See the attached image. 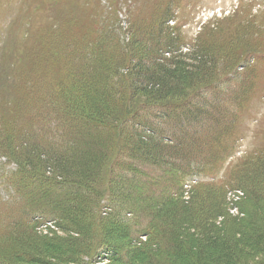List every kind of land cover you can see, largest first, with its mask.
<instances>
[{"label":"trees","instance_id":"1","mask_svg":"<svg viewBox=\"0 0 264 264\" xmlns=\"http://www.w3.org/2000/svg\"><path fill=\"white\" fill-rule=\"evenodd\" d=\"M126 9L122 32L117 15L103 16L105 7L86 23L64 9L40 20L39 28L29 20L25 36L34 44L25 42L10 64L0 61L1 73L10 71L22 91L21 102L0 93V148L17 165L20 179L11 186L25 204L11 216L12 228L0 231V264H85L81 257L108 250L114 264H236L228 243L211 259L187 234L197 226L195 211H204V219L220 216L227 193L239 191L238 210H253L244 225L264 217V141L237 160L224 181H195L224 161L221 153L231 145L207 143L203 155L204 143L164 135L152 121L160 115L178 127L185 116L211 118L200 93L223 75L246 70L249 52L260 47L251 44L257 31L241 23L221 43L217 31L204 27L187 53L176 54L178 37L165 25L169 6L149 21ZM140 98L141 106L133 107L132 99ZM179 109L188 112L172 121ZM198 192L209 195L198 207L189 205L185 196ZM105 197L109 211L103 214L96 206ZM127 213L139 228L132 230ZM41 220L66 235H41Z\"/></svg>","mask_w":264,"mask_h":264},{"label":"rangeland","instance_id":"2","mask_svg":"<svg viewBox=\"0 0 264 264\" xmlns=\"http://www.w3.org/2000/svg\"><path fill=\"white\" fill-rule=\"evenodd\" d=\"M88 1L87 4H83L84 0H0V61L6 66L12 61L11 56L17 53L25 42L27 47L34 44V39L25 36L26 31L29 29V20L34 22L35 28H39L44 25L42 23H46L50 14L56 13L59 9L71 10L77 14L79 23H86L92 13H98L105 7L106 11L103 16L110 14L115 17L117 15L119 21L117 28L120 26L122 32L128 21L127 6L132 10H137L144 21H149L153 16L160 17L162 11L169 6L172 18L165 25L174 27L173 33L178 37L180 46L175 52L176 54L187 53L195 44L198 33L204 27L206 28L203 32L210 29L217 31V39L221 40V43L227 37L232 36L235 27L241 23L250 24L251 29L257 31L251 40V44L253 42L260 47L253 50L255 52H249L245 61L248 62L246 70L238 71L241 68H237V73L235 71L234 73L225 74L221 81L219 78L221 76H217L219 79L215 83L216 85L200 93L204 97L202 98L204 103L207 102L211 105V118L207 115H201L200 120L198 118L187 120V116L185 118L183 116L184 119L179 121V126L175 127L170 118H163L160 115L152 117V121L154 123L157 121V125L159 124L157 130L162 131L164 135L169 132L182 136L188 135L187 137H194V141L204 143L206 146L200 148L203 155L209 145L207 143L220 141V143L231 145L228 151L221 153L224 161L218 163L216 168L192 177L195 181L207 182L213 181V178L215 181H224L227 172L237 160L246 153L255 151L260 142L264 141V58H262L264 57L262 56L264 55V0ZM40 3L45 5L41 6ZM164 3H168V5L162 7ZM38 6L39 9H37ZM40 20L42 23L39 22ZM260 32L262 37L259 36L258 38ZM127 35L129 38V34ZM124 40L127 42L126 39ZM2 63L0 62V93L8 94V99L21 102L22 91L19 84L9 74L10 71L1 73ZM123 84L122 88L125 86ZM177 98L167 101H177L179 100ZM144 100L143 98L132 99L131 104L137 108V106H141ZM204 103H195V107H202ZM150 110L146 112H152L153 110L157 112L155 109ZM186 112L188 111L179 109L172 113L173 115L170 117L174 121ZM19 117H21V114L17 111L16 118ZM37 130L39 129H34L30 134L36 136L39 132ZM123 138L121 139L123 140ZM164 139L166 140V138ZM213 145L216 144L213 143ZM19 179L20 174L17 171V165L12 160L7 159L2 148H0V231L3 234L12 228L11 216L18 214L25 205L13 188L14 183ZM11 182L13 183L12 186ZM28 185H33V182L30 181ZM207 195L209 194L204 192L190 193L185 196V201L188 199L190 201L189 205L195 204V207H198V204L204 201ZM242 195L243 193L239 191L228 192L225 197V204H220V216L211 217L215 214L213 212V215L204 219V211H195L198 220L197 226H190L187 234L198 240L194 242L198 247L201 243L202 247L207 249L206 253L211 259L215 258L216 253L219 254L224 250L225 244L228 243V248H231L237 254L236 264H262L264 262V240H262L264 235L261 238L262 241L256 243H252V241L258 237L260 238V233L264 231V217L259 220L254 218V225L251 223L252 227L245 226L244 223L247 222L248 215L253 210L248 209L244 213L238 210L236 204L237 201L240 202ZM109 202L108 197L102 198L96 207L104 214V212L109 211ZM247 205L245 206L247 207ZM250 206L252 207L251 204ZM210 211L212 212V209ZM126 217L132 219V230L139 228V224L135 220L136 217L132 213H127ZM45 223L42 220L39 222L41 225L38 233L41 235L49 236L53 231L57 235H66L58 228H54L53 225ZM241 224L242 226H239ZM239 227H241V231L243 230L240 234L237 233ZM214 235L219 236V238L216 240L213 237ZM254 235H257V238L253 237ZM234 239L238 242L234 243ZM188 241L191 242V240ZM95 253L88 258L81 257L82 262L85 264H114L109 258L113 254L112 250Z\"/></svg>","mask_w":264,"mask_h":264}]
</instances>
